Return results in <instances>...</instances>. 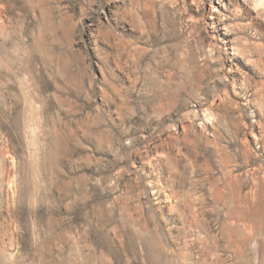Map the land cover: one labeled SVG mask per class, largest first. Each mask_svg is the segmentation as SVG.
I'll return each instance as SVG.
<instances>
[{"label":"rangeland","instance_id":"rangeland-1","mask_svg":"<svg viewBox=\"0 0 264 264\" xmlns=\"http://www.w3.org/2000/svg\"><path fill=\"white\" fill-rule=\"evenodd\" d=\"M0 264H264V0H0Z\"/></svg>","mask_w":264,"mask_h":264},{"label":"bare ground","instance_id":"bare-ground-1","mask_svg":"<svg viewBox=\"0 0 264 264\" xmlns=\"http://www.w3.org/2000/svg\"><path fill=\"white\" fill-rule=\"evenodd\" d=\"M235 178L236 177H234V180H235ZM238 180V179H237ZM239 181V180H238ZM234 182V181H233ZM237 182V181H236ZM229 185V184H228ZM232 188H233V186H232ZM227 189V188H226ZM234 190V189H233ZM235 192V191H234ZM215 193V192H214ZM216 193H218V192H216ZM253 193H254V191H253ZM226 194V193H225ZM255 194V193H254ZM227 195V194H226ZM232 196V195H231ZM238 196V195H237ZM221 197V196H220ZM216 198V197H215ZM222 198V197H221ZM227 199V198H226ZM223 200V199H222ZM235 201V200H234ZM245 202H246V200H245ZM231 204V203H230ZM246 206V205H245ZM234 208V207H233ZM246 208H247V206H246ZM235 209V208H234ZM233 209V210H234ZM244 224V223H243Z\"/></svg>","mask_w":264,"mask_h":264}]
</instances>
